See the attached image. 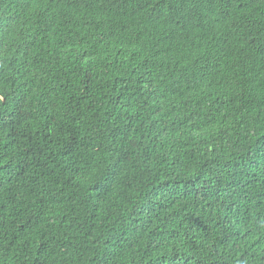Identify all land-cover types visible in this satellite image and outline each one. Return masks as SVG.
I'll use <instances>...</instances> for the list:
<instances>
[{"label":"trees","instance_id":"1","mask_svg":"<svg viewBox=\"0 0 264 264\" xmlns=\"http://www.w3.org/2000/svg\"><path fill=\"white\" fill-rule=\"evenodd\" d=\"M0 264H264V0H0Z\"/></svg>","mask_w":264,"mask_h":264}]
</instances>
